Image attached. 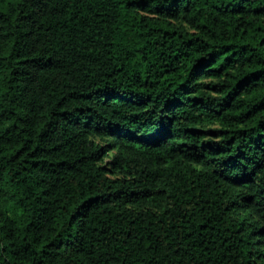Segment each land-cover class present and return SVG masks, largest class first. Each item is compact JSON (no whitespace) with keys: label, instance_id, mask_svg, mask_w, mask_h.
<instances>
[{"label":"trees","instance_id":"1","mask_svg":"<svg viewBox=\"0 0 264 264\" xmlns=\"http://www.w3.org/2000/svg\"><path fill=\"white\" fill-rule=\"evenodd\" d=\"M0 264H264V0H0Z\"/></svg>","mask_w":264,"mask_h":264},{"label":"rangeland","instance_id":"2","mask_svg":"<svg viewBox=\"0 0 264 264\" xmlns=\"http://www.w3.org/2000/svg\"><path fill=\"white\" fill-rule=\"evenodd\" d=\"M208 80H210V78H206V81H208ZM94 139H95V141H97V142H101V143L104 142V139H100V138H98V137H95ZM113 153H114L113 150L110 151L107 155H105V156L103 157L102 161H107V160L113 155Z\"/></svg>","mask_w":264,"mask_h":264}]
</instances>
